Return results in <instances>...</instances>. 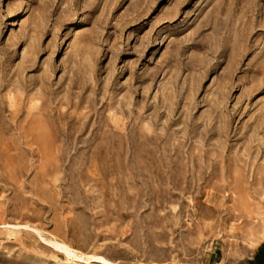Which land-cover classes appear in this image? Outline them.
I'll list each match as a JSON object with an SVG mask.
<instances>
[{"label": "rangeland", "instance_id": "rangeland-1", "mask_svg": "<svg viewBox=\"0 0 264 264\" xmlns=\"http://www.w3.org/2000/svg\"><path fill=\"white\" fill-rule=\"evenodd\" d=\"M262 243L264 0H0V264Z\"/></svg>", "mask_w": 264, "mask_h": 264}, {"label": "trees", "instance_id": "trees-1", "mask_svg": "<svg viewBox=\"0 0 264 264\" xmlns=\"http://www.w3.org/2000/svg\"><path fill=\"white\" fill-rule=\"evenodd\" d=\"M247 264H264V243L256 249L252 259Z\"/></svg>", "mask_w": 264, "mask_h": 264}, {"label": "crops", "instance_id": "crops-1", "mask_svg": "<svg viewBox=\"0 0 264 264\" xmlns=\"http://www.w3.org/2000/svg\"><path fill=\"white\" fill-rule=\"evenodd\" d=\"M261 245V244H260Z\"/></svg>", "mask_w": 264, "mask_h": 264}]
</instances>
